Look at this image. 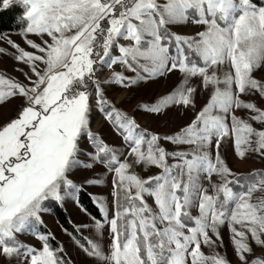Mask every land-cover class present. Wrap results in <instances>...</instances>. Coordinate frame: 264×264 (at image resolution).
<instances>
[{"label": "snow or ice", "instance_id": "1", "mask_svg": "<svg viewBox=\"0 0 264 264\" xmlns=\"http://www.w3.org/2000/svg\"><path fill=\"white\" fill-rule=\"evenodd\" d=\"M18 3L24 46L0 37L13 50L0 55L24 66L22 79L0 71V264H74L45 224L68 205L82 219L61 231L93 264H233L226 247L235 264H264V167L227 162L264 163V4ZM174 73L129 107L108 94L129 100ZM170 114L165 132L138 119ZM99 185L110 201L89 191Z\"/></svg>", "mask_w": 264, "mask_h": 264}, {"label": "rangeland", "instance_id": "2", "mask_svg": "<svg viewBox=\"0 0 264 264\" xmlns=\"http://www.w3.org/2000/svg\"><path fill=\"white\" fill-rule=\"evenodd\" d=\"M264 1V0H263ZM18 2V0H13L12 3ZM11 3V4H12ZM10 5V4H9ZM261 6V5H258ZM192 26L188 25L180 31L182 32H191ZM20 30L18 31H10L3 33L0 37H5L7 39H11L16 43H20L21 46H24L22 43L23 38L19 35ZM0 47H6L9 51H13L10 46L6 44V41L4 39H0ZM17 66L24 67L22 64L18 65L17 62H15L11 56L9 55H0V71L6 72L9 75L16 76L18 79H22V76L19 72H17L15 69ZM101 78H104L105 73L100 74ZM179 76V73H174L172 76H170L167 80H158L154 82L153 84H150L145 89L144 86H141L138 89H133L131 92L132 99L125 100V93L126 90L119 87V86H106L108 87V94L113 99L114 102L117 104H121L124 107H129L134 99L143 97L144 99H147L150 95H152L154 92H159L168 85H171L176 78ZM258 105L262 103L261 101H257ZM139 122L142 125H146L151 129H158L161 132L167 131L169 127H172L174 123L178 122V119L176 117L171 116L169 117V122L167 125L163 123L164 117H160L157 119H153L149 116H140L138 117ZM98 119H93V127H97ZM111 139V137H109ZM221 151L224 152L225 149L222 146ZM227 162L229 163L230 167L233 170L236 171H249L252 168H262L264 167V163H262L259 159L250 156L247 159H238L232 156L230 153L227 154ZM151 171V170H150ZM87 174V173H85ZM89 191L93 192L97 195L105 196L106 199L110 201V185H99V186H93L89 189ZM67 216L69 219H72L73 221H79L82 219V216L74 209L72 205H68L67 208H64ZM45 224L49 230L53 232V234L56 237V241H60L65 244L67 251L71 254L72 259L74 260V264H93V262L87 258H85L82 254L76 250L73 245L71 244V241L69 238L65 235L63 231H61L60 224L56 221L55 217L53 216L52 212L50 215L45 216ZM26 240H31L30 237H24ZM105 243L108 240V233L105 232L103 237ZM225 245L228 244V237L225 234L224 235ZM35 242L34 240L32 241ZM221 254L227 253L229 258L233 261V264H235V258L231 254V249L226 247L222 249H217ZM205 252L208 251V249H204ZM257 252L260 251V249H256Z\"/></svg>", "mask_w": 264, "mask_h": 264}, {"label": "trees", "instance_id": "3", "mask_svg": "<svg viewBox=\"0 0 264 264\" xmlns=\"http://www.w3.org/2000/svg\"><path fill=\"white\" fill-rule=\"evenodd\" d=\"M257 5L264 4L263 0H256ZM24 8L18 2L10 4L6 8H0V36L5 32L18 31L21 28V22L18 17L22 16ZM83 202L88 206L89 210L96 214L97 209L92 205L87 196L82 197ZM52 214L55 217L56 221L63 225L65 228H68L69 231L72 230L71 226L67 223L69 220L64 208H54ZM56 240L51 241L52 245L56 246Z\"/></svg>", "mask_w": 264, "mask_h": 264}]
</instances>
